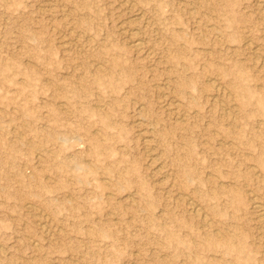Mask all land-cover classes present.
<instances>
[{"label":"rangeland","instance_id":"374dc122","mask_svg":"<svg viewBox=\"0 0 264 264\" xmlns=\"http://www.w3.org/2000/svg\"><path fill=\"white\" fill-rule=\"evenodd\" d=\"M0 264H264V0H0Z\"/></svg>","mask_w":264,"mask_h":264},{"label":"bare ground","instance_id":"6f19581e","mask_svg":"<svg viewBox=\"0 0 264 264\" xmlns=\"http://www.w3.org/2000/svg\"><path fill=\"white\" fill-rule=\"evenodd\" d=\"M126 1H127V0H126ZM134 31H135V30H134ZM139 42H140V41H139ZM139 42H136V43H135V41H133L132 46H133L134 48L138 49V48L140 47V44H142L141 42H140V43H139ZM247 42H248V41H247ZM251 44H252V43H251ZM79 47H80V46H79ZM256 53H257V52H256ZM258 54H259V53H258ZM213 83H214V82H213ZM213 86H214V84H213ZM217 87H218V86H217ZM216 89H218V88H216ZM227 93H228V92H227ZM163 95H164V94H163ZM227 95H228V94H227ZM229 95H230V94H229ZM208 97H209V96H208ZM175 113H176V112H175ZM232 119H233V118H232ZM140 121H141V120H140ZM143 139H144V138H143ZM149 154H150V153H149ZM150 157H151V156H150ZM253 169H254V168H253ZM156 171H157V170H156ZM256 173H257V172H256ZM182 194H183V192H182ZM249 194H250V193H249ZM69 195H70V194H69ZM252 195H253V193H252ZM187 196H188V195H187ZM68 197H69V196H68ZM178 197H179V196H178ZM183 197H185V196H183ZM254 197H255V196H254ZM181 198H182V197H181ZM185 198H186V197H185ZM248 198H249V197H248ZM258 198H259V197H258ZM178 199H179V198H178ZM188 199H189V201L191 200L189 197H188ZM251 199H254V198H250V200H251ZM255 199H256V198H255ZM255 199H254V200H255ZM254 200H252V205H254L255 208L259 207L258 203H257L256 201H254ZM257 200H258V199H257ZM192 202H193V201H192ZM192 202H191V203H192ZM186 203H187V202H186ZM189 204H190V202L187 203V205H189ZM192 205H193V204H192ZM196 205H197V204H196ZM190 206H191V205H190ZM28 207H29V206H28ZM198 207H199V205H198ZM251 207H252V206H251ZM26 208H27V207H26ZM191 208H192V207H191ZM252 208H253V207H252ZM193 210L196 212V214H199V215L201 214V213L199 212L200 210H199V209H196L194 206H193ZM259 210L261 211V208H260ZM259 210H258V211H259ZM191 211H192V210H191ZM258 211H257V212H258ZM262 211H263V210H262ZM203 213H204V212H203ZM33 214H34V213H33ZM204 214H205V213H204ZM204 214H203V215H204ZM203 215H202V216H203ZM256 215H259V214H256ZM260 215H261V214H260ZM260 215H259V216H260ZM262 215H263V214H262ZM206 216L208 217V215H206ZM36 217H37V216H36ZM207 217H206V218H207ZM262 217H263V216H262ZM204 218H205V216H204ZM204 218H203V219H204ZM255 218H256V217H255ZM258 219H259V217H258ZM260 219H261V217H260ZM208 220H210V219H208ZM205 221H206V220H205ZM210 221H211V220H210ZM36 222H37V221H36ZM212 222H213V221H212ZM208 223H209V222H208ZM206 224H207V223H206ZM44 226H45V225H44ZM42 227H43V226H42ZM260 227H261V226H260ZM59 228H60V227H59ZM209 228H210V227H209ZM210 230H211V229H210ZM58 231H59V230H58ZM46 232H47V230H46ZM218 239H219V238H218ZM34 244H35V243H34Z\"/></svg>","mask_w":264,"mask_h":264}]
</instances>
